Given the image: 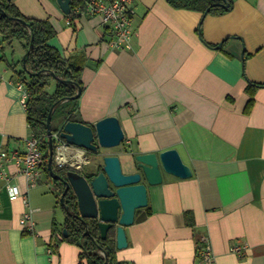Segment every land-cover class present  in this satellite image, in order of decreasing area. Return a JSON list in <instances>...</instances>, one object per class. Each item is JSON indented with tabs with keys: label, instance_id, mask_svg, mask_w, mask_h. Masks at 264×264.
<instances>
[{
	"label": "crops",
	"instance_id": "crops-1",
	"mask_svg": "<svg viewBox=\"0 0 264 264\" xmlns=\"http://www.w3.org/2000/svg\"><path fill=\"white\" fill-rule=\"evenodd\" d=\"M15 5L27 18L47 19L56 32L48 44L79 60L80 121L118 118L125 139L106 154L123 160L124 172L135 155L171 149L190 169L187 179L163 174L161 184L147 187L148 205L124 228L127 247L116 249L117 261L205 264L199 256L205 238L212 264H264V86L244 112L248 83L264 84V0H234L218 16L178 9L167 0H132L129 50L110 45L112 34L98 17L70 20L56 0ZM14 42L20 47L15 57ZM24 55L22 42L0 38V150L8 154H23L31 134L17 77ZM67 152L81 160L83 152ZM85 155L90 164L84 173L97 167L94 156ZM4 171L0 264H78L77 246L52 240L53 226L61 230L64 221L52 179L43 172L28 189L16 164H5ZM44 180L52 184L47 190ZM7 184L19 197L9 196ZM30 210L35 225L28 234L19 219ZM234 246L244 249L236 254Z\"/></svg>",
	"mask_w": 264,
	"mask_h": 264
},
{
	"label": "trees",
	"instance_id": "trees-1",
	"mask_svg": "<svg viewBox=\"0 0 264 264\" xmlns=\"http://www.w3.org/2000/svg\"><path fill=\"white\" fill-rule=\"evenodd\" d=\"M173 7L199 12L202 15L218 16L228 12L234 0H167ZM70 13L66 17L73 20L76 17L72 10L74 7H84V0H71ZM0 38L2 42L10 44L17 40L22 42L25 55L22 59V69L17 77L23 83L28 99L26 103V117L30 133L40 140L45 168L43 172L52 179L47 169V115L54 106L51 117V131L58 133L66 122L82 123L77 116V101L83 92L81 80L82 66L77 58L63 57L58 50L51 47L48 42L56 36L51 23L45 20L32 19L23 16L15 5V0H0ZM54 82L52 92H48L50 82ZM264 84L248 83L246 92L249 96L244 112L249 113L254 104V93ZM80 92V93H79ZM79 93L77 98H74ZM59 126L53 128V119ZM54 173L65 178L67 171L72 169L54 168ZM99 167L95 172L78 173L87 179L98 175ZM56 198L64 213L61 230L55 225L52 228V240L64 241L80 249L78 264H120L116 259L115 233L108 232L107 238L101 240L96 220L82 219L79 216L77 201L71 189L65 190V185L53 180ZM136 212V211H135ZM66 231V237L63 236ZM57 237V238H56ZM55 241V242H56Z\"/></svg>",
	"mask_w": 264,
	"mask_h": 264
},
{
	"label": "water",
	"instance_id": "water-1",
	"mask_svg": "<svg viewBox=\"0 0 264 264\" xmlns=\"http://www.w3.org/2000/svg\"><path fill=\"white\" fill-rule=\"evenodd\" d=\"M56 2L63 14L69 15L71 0ZM53 109L54 106L46 120L47 169L53 180L65 185L60 201L71 189L76 197L80 218L97 221L101 240H105L108 232L113 230L116 249L126 248L124 228L133 224L136 210L147 207V187L161 184L163 174L187 179L191 176L190 169L179 153L171 149L135 155L128 164L130 171L124 172L119 157L106 154L107 150L120 147L125 139L118 118L107 116L91 125L66 122L61 126L58 136L62 142L91 153L94 159H100L96 169L89 172L93 173L101 167V172L90 179L80 175L76 169L67 171L65 178H62L54 173L52 167L54 142L50 123ZM89 164L90 161L86 165ZM63 236L66 237L65 230Z\"/></svg>",
	"mask_w": 264,
	"mask_h": 264
},
{
	"label": "built area",
	"instance_id": "built-area-1",
	"mask_svg": "<svg viewBox=\"0 0 264 264\" xmlns=\"http://www.w3.org/2000/svg\"><path fill=\"white\" fill-rule=\"evenodd\" d=\"M132 0H84V7H74L72 10L76 17L91 16L98 17L103 25H106L112 34L110 45L116 50H129L131 48V41L133 35L132 27ZM71 11V10H70ZM18 87L21 90L20 103L22 107L26 108L28 94L25 91L23 83ZM54 154L53 166L54 168H70L81 170L86 165V151L75 147H70L62 142L58 133L53 134ZM74 149L81 151L82 156L80 161H76L74 156L67 151ZM13 162L19 167L20 174L25 178L28 189L34 188L38 185V181L45 168L43 153L40 148V140L34 135L30 134L25 140V151L23 154L6 153L0 150V178L7 181L4 165ZM11 198L19 197L15 188L6 185ZM23 203L27 206V201L23 197ZM32 210L24 213L19 219V224L24 232L30 234L34 230V221L32 219ZM244 247L234 246L231 252L239 254ZM200 259L205 264H212L211 246L207 239H201V248L199 249Z\"/></svg>",
	"mask_w": 264,
	"mask_h": 264
},
{
	"label": "rangeland",
	"instance_id": "rangeland-1",
	"mask_svg": "<svg viewBox=\"0 0 264 264\" xmlns=\"http://www.w3.org/2000/svg\"><path fill=\"white\" fill-rule=\"evenodd\" d=\"M19 43L18 42H14V44H13V56L15 57V55L17 54L18 55V53H19V51H20V47H19V45H18ZM10 50V49H9ZM6 52H8L7 54L9 55V51L7 50ZM47 91L48 92H50L51 91V89L50 88H47ZM52 125H53V128L55 129L56 128V120H55V117H54V119H53V123H52ZM121 161V164H122V168H123V166H124V161L123 160H120ZM95 163H97V166H98V164H100V159H96V161H94ZM46 185H48V187L46 186ZM45 190H47V188H50L51 186H52V184H46V180H44L43 182H42V185H41ZM60 211V209L58 208L57 209V212H59Z\"/></svg>",
	"mask_w": 264,
	"mask_h": 264
}]
</instances>
